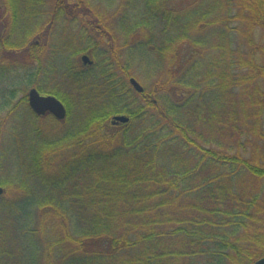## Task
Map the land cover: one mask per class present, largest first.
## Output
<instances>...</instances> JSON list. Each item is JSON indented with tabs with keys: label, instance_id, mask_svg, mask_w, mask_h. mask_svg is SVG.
Returning a JSON list of instances; mask_svg holds the SVG:
<instances>
[{
	"label": "trees",
	"instance_id": "trees-1",
	"mask_svg": "<svg viewBox=\"0 0 264 264\" xmlns=\"http://www.w3.org/2000/svg\"><path fill=\"white\" fill-rule=\"evenodd\" d=\"M89 3L56 0L44 36L61 14L95 12ZM45 4L0 0V27L24 35L0 48L37 62L28 39L44 34ZM120 13L125 33L134 13L157 79L138 93L126 65L118 77L102 64L93 88L91 71L70 62L76 100L49 92L67 118L52 117L51 138L35 131L20 192L0 196V264H20L24 234L42 264H253L264 257V0H121ZM97 26L119 61L117 37ZM119 114L130 121L112 123Z\"/></svg>",
	"mask_w": 264,
	"mask_h": 264
},
{
	"label": "rangeland",
	"instance_id": "rangeland-1",
	"mask_svg": "<svg viewBox=\"0 0 264 264\" xmlns=\"http://www.w3.org/2000/svg\"><path fill=\"white\" fill-rule=\"evenodd\" d=\"M45 1L46 4L42 7L41 13L36 17L41 33L44 34L33 36L28 39L29 41L27 40L36 46L37 62L32 60L30 54L27 56L28 54L20 49L0 48V187L5 191L6 188L10 189L14 185L10 195L20 192L17 187L21 181L26 179L31 167L28 157L39 144V140L34 141L33 134L37 135L36 132L40 130L42 139H48L57 133V128H61V124L54 122L50 115L36 117L32 113L28 104L30 89L38 88L43 95L57 90L70 101L72 98L76 100L72 92L73 84L64 78V73L70 62L73 63V66L75 62L82 68L91 71V76H88L89 80L84 79L83 82L88 85L90 81L93 88L96 83L105 82L99 70V65L102 64L105 66L107 64L108 67H106L115 72L118 77L121 73L120 66L126 65L133 75L132 77L147 88H151L157 79L156 63L148 49L137 43L140 30L135 27L134 13H128L127 19L130 23L121 22L126 31H130L134 27L133 31L125 33L121 28L118 20L121 19V0H101V2L100 0H90L89 5L95 12H80L78 16L61 14L60 17L55 18L54 27L52 26L49 37L44 35L51 23L53 24L56 0ZM118 16L120 17L117 18ZM99 22L105 23L117 37L116 43L120 47L119 61H115L110 55L112 48H115L110 41L107 38L100 40V32L96 29ZM23 23L20 24L24 26ZM27 25L29 26L27 29L34 26L32 21H28ZM80 29L86 33L84 34L85 38H82ZM9 30V24L4 23L0 27V39L14 42L16 45L22 44L21 40L24 35L21 33L18 35V31L15 30L16 33L10 39ZM77 51V55L74 56ZM84 56L89 57L88 63L84 62ZM39 58L40 62H38ZM40 66L42 67L40 68ZM30 73L36 74L31 81L29 80ZM11 92L14 94L10 95ZM137 100L140 101V97ZM125 101L118 104L119 109L125 105ZM73 104L75 108L72 112L75 119L79 115V109L76 108L75 103ZM77 121L78 119L74 123V128L77 127ZM75 182H77L76 179L72 181V183ZM262 186L261 193H264V185L262 184ZM30 224L27 228L34 226V224L33 226ZM34 238L36 237L22 235L21 242L18 243L21 251L20 264H42L38 260L40 257L38 239L34 242Z\"/></svg>",
	"mask_w": 264,
	"mask_h": 264
},
{
	"label": "water",
	"instance_id": "water-1",
	"mask_svg": "<svg viewBox=\"0 0 264 264\" xmlns=\"http://www.w3.org/2000/svg\"><path fill=\"white\" fill-rule=\"evenodd\" d=\"M83 60L85 63L90 61L87 56H84ZM129 82L138 93H142L144 91V87L134 77H132ZM28 101L29 106L38 116H44L49 113L60 121L67 118V109L65 105L54 95H41L36 88H32L28 93ZM129 121L130 117L122 114L116 115L112 119V122L116 124H125ZM3 194L4 189L0 187V196ZM253 264H264V257L255 261Z\"/></svg>",
	"mask_w": 264,
	"mask_h": 264
},
{
	"label": "flooded vegetation",
	"instance_id": "flooded-vegetation-1",
	"mask_svg": "<svg viewBox=\"0 0 264 264\" xmlns=\"http://www.w3.org/2000/svg\"><path fill=\"white\" fill-rule=\"evenodd\" d=\"M38 44V42H36Z\"/></svg>",
	"mask_w": 264,
	"mask_h": 264
}]
</instances>
